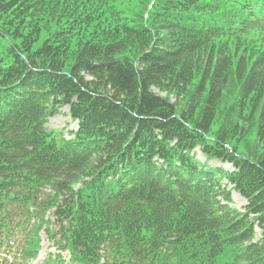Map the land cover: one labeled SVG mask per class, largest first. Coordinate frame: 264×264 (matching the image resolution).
<instances>
[{
  "label": "trees",
  "instance_id": "trees-1",
  "mask_svg": "<svg viewBox=\"0 0 264 264\" xmlns=\"http://www.w3.org/2000/svg\"><path fill=\"white\" fill-rule=\"evenodd\" d=\"M119 1L0 0V264L37 225L68 264H264V53L205 52L264 33V0ZM64 107L69 139L47 128Z\"/></svg>",
  "mask_w": 264,
  "mask_h": 264
},
{
  "label": "rangeland",
  "instance_id": "rangeland-1",
  "mask_svg": "<svg viewBox=\"0 0 264 264\" xmlns=\"http://www.w3.org/2000/svg\"><path fill=\"white\" fill-rule=\"evenodd\" d=\"M136 3V0H122L118 2V8H128L132 10L131 5H134ZM131 4V5H130ZM117 10V8H115ZM136 10V7L133 9ZM121 22V21H120ZM49 34L43 32L40 38V41H43L44 39L48 38ZM205 52L212 53V54H218L217 56L223 57H235L237 59L242 60H250L253 58H256L264 53V33H251L248 36H242L240 38H234V37H221L212 40L207 48L205 49ZM70 57H68L69 59ZM201 69V67H200ZM191 92H195L196 86L192 82L190 86L188 87ZM209 84H205L204 92L207 94L209 92ZM181 89L178 91L180 92ZM155 93H157L161 97H165V93H160L157 90H154ZM177 92V93H178ZM227 92V91H226ZM236 89L235 87H232V90L227 96V98L223 101V105L221 106V111L219 113V117H223L224 114H230L232 110H235L233 115L237 112V101H236ZM178 97V98H177ZM177 99H181V96L178 94H174V96H171L170 100L172 102H176ZM182 100H186L185 98ZM187 101V100H186ZM239 114V113H237ZM232 117V115H231ZM239 118V117H238ZM247 117L242 120V129H245V136L243 139L247 141V143L243 146L245 148H248L249 150L254 149L256 146V139H254L253 135L251 138H249L248 134H250L251 125L247 124ZM47 127L50 130H58L62 131L63 136L65 139L69 138V134L66 132L69 130H75V124L70 121L69 117L67 116V108H63L60 110V113L48 120ZM219 128V120H217V124L214 126L212 125L211 133H217L220 129ZM258 150V149H257ZM256 150V151H257ZM258 153V152H257ZM197 154V159L202 161L203 157ZM210 165H215L214 163L210 162ZM222 168L226 170H230L231 167L227 164L221 165ZM230 206L234 208L235 210L242 212L243 208L245 206V200L236 194L235 192H231V203ZM44 219L47 221H54V218L50 213H46L44 216ZM36 231L37 234V240L39 242L38 248L36 249L35 254L33 253L31 258H29L28 262L26 264H44L46 263L50 258L54 259L56 264H60L57 256H60L62 260L67 261L69 259V252H61V250L58 249V247L55 245V239L52 241L51 236L48 235V232L45 231L44 227L40 229V227L37 225ZM256 238L259 235V230H255ZM54 256V258H52Z\"/></svg>",
  "mask_w": 264,
  "mask_h": 264
},
{
  "label": "bare ground",
  "instance_id": "bare-ground-1",
  "mask_svg": "<svg viewBox=\"0 0 264 264\" xmlns=\"http://www.w3.org/2000/svg\"><path fill=\"white\" fill-rule=\"evenodd\" d=\"M90 223V222H89ZM96 229V228H95Z\"/></svg>",
  "mask_w": 264,
  "mask_h": 264
}]
</instances>
